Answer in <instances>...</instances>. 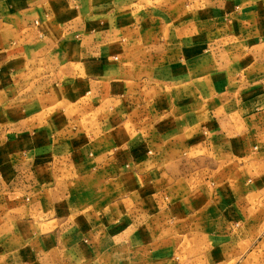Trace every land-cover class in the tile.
Wrapping results in <instances>:
<instances>
[{"label": "crops", "instance_id": "crops-1", "mask_svg": "<svg viewBox=\"0 0 264 264\" xmlns=\"http://www.w3.org/2000/svg\"><path fill=\"white\" fill-rule=\"evenodd\" d=\"M264 0H0V264H264Z\"/></svg>", "mask_w": 264, "mask_h": 264}, {"label": "rangeland", "instance_id": "rangeland-1", "mask_svg": "<svg viewBox=\"0 0 264 264\" xmlns=\"http://www.w3.org/2000/svg\"><path fill=\"white\" fill-rule=\"evenodd\" d=\"M262 262H264V261H262Z\"/></svg>", "mask_w": 264, "mask_h": 264}]
</instances>
